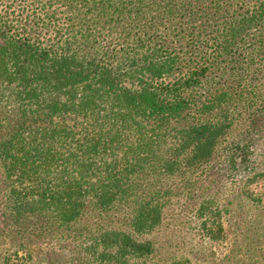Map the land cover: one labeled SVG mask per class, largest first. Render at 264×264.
I'll return each mask as SVG.
<instances>
[{"label":"trees","instance_id":"trees-1","mask_svg":"<svg viewBox=\"0 0 264 264\" xmlns=\"http://www.w3.org/2000/svg\"><path fill=\"white\" fill-rule=\"evenodd\" d=\"M263 136L264 0H0V264L47 260L30 244L60 229L83 264H143L171 177L192 198ZM121 209L127 229L86 223Z\"/></svg>","mask_w":264,"mask_h":264},{"label":"rangeland","instance_id":"rangeland-1","mask_svg":"<svg viewBox=\"0 0 264 264\" xmlns=\"http://www.w3.org/2000/svg\"><path fill=\"white\" fill-rule=\"evenodd\" d=\"M250 166L249 172L246 173L244 168L234 177L215 173L211 182H205L204 175H200L204 182L198 180L192 184L194 187L190 190L195 191L192 198L187 196L189 192L181 182L182 177H171L169 182L173 183L174 193L163 224L150 235L156 240L157 250L143 264H165L180 255L188 259L186 264H264V175L250 183L254 172L264 173V138L254 147ZM184 178L191 182L199 179L194 174L184 175ZM212 197L215 201L212 207L220 210L224 226L221 241L210 240L203 234L200 223L204 217L196 212L201 201ZM115 213L103 218L94 217L86 223L98 227L93 228L97 231L111 227L127 229L122 209L118 215ZM73 234L54 230L48 239L32 242L33 250L47 257L40 264H74L71 258L76 264H83L85 253L78 243L87 241L88 237L78 235L75 238ZM35 261L38 259L30 264Z\"/></svg>","mask_w":264,"mask_h":264}]
</instances>
